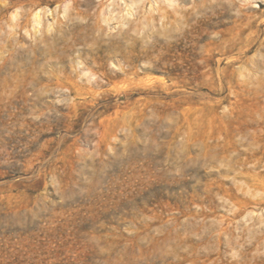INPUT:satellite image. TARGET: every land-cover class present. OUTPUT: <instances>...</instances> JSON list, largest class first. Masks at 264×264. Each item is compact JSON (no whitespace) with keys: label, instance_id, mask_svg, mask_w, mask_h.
Masks as SVG:
<instances>
[{"label":"rangeland","instance_id":"obj_1","mask_svg":"<svg viewBox=\"0 0 264 264\" xmlns=\"http://www.w3.org/2000/svg\"><path fill=\"white\" fill-rule=\"evenodd\" d=\"M131 1L80 7L97 30L49 49L58 13L20 33L0 0V264H264V209L243 204L264 0ZM185 35L196 59L169 47ZM231 37L252 41L234 64L212 43Z\"/></svg>","mask_w":264,"mask_h":264},{"label":"bare ground","instance_id":"obj_2","mask_svg":"<svg viewBox=\"0 0 264 264\" xmlns=\"http://www.w3.org/2000/svg\"><path fill=\"white\" fill-rule=\"evenodd\" d=\"M4 1L6 4L5 5L6 8H11V10L14 9V14L12 13L14 15L13 19L16 20V23L14 25V29L17 31L19 30L20 33L23 30L26 31L27 33H30L31 30L34 29V30H36V32H35V36H36L38 34V32L42 31V30H40V27L44 26L47 14L52 13L54 17L56 15L59 17L58 20L53 18V22H55V21H57V22L50 24L47 32L46 31L43 32L41 38L39 37L40 41L42 43H46L45 44L46 46H49L51 44L50 43L51 39L53 40L52 44L49 46V49L53 45H56L59 40L66 39L65 33H63L60 36H59V33L63 32V28L68 26L70 24V22H72L71 26L73 29H76V32L80 31V34L77 32V35L79 36V38H82V33L84 31H86V33H87L89 31L91 32V31L97 30L96 26L91 23V20L94 19L95 14H88V15L86 14L85 15L84 13H82L79 10V8L82 6H88L89 8H92L94 5V0H4ZM107 1H111V0H107ZM55 3L57 4V8L55 10H53L52 6ZM130 3H131L130 7H132V6H135V4L138 2L132 0ZM109 7H110V5L107 4L108 9H109ZM19 10L21 12H17ZM56 13H58V14H56ZM238 15L240 16V14H238ZM61 16H63V17H61ZM243 27H244V25H243ZM45 28H47V27H45ZM49 32H51V34H49ZM98 38L102 39L101 36ZM239 39H240V37H239ZM72 40H74L75 43L78 42V40H76L75 37L72 38ZM202 40H203V38L191 40V39H189V37H187L185 35L184 39H178L174 43L173 42L170 43L169 47H170V49H172V51H174L177 49V47L179 45H181V42H183L185 44L188 43L189 46H186V49L190 53V55H192L196 59L197 55H200L198 53V49H200V42ZM212 43L216 46L215 49L221 55L226 56L227 58L232 53L237 52L236 53L237 57L232 56L231 62L233 64L238 62L239 60L243 59L244 56H246V54L250 51L251 45H252L251 39L248 38V42L246 44H244L243 46H238L236 41H234L233 37L215 39L214 41H212ZM184 58L185 57H183V55H182V59H181L180 64L177 66L173 65V67L175 69L177 67L180 69L182 67L183 63L186 62V60ZM206 61H208V59ZM202 64L203 63L194 61L191 67H192L193 71L198 74L202 68ZM100 71H95V70L91 69V71L89 72V76L87 78L88 79L87 81L89 82V84H91L92 87L95 85L101 86L103 83L100 82V79L104 80V82L106 81V83H107V82H112L114 80L118 81V78L121 77V73H119L118 71H116L113 76L109 75L111 72L106 73V71H104V72L103 71L100 72ZM121 71L123 73H126V74H130V75L132 74V73H130L132 71V69H131V71L130 70L128 71V70H124V68H122ZM130 75H128V76H130ZM129 79H131V78H129ZM93 80H95V81L93 82ZM125 80H126V78H125ZM227 88H230V87L227 86ZM259 129H260V131H264V119H262V121L259 122L257 124V126L254 128L255 131L259 130ZM261 142H262L261 138L255 139L254 142L252 144H250L251 147H249V149H248L247 159L245 158L246 159L245 164H248V167H250V168H248V171H249L248 172L249 173L248 174V185H247L248 191L247 190L245 191L247 196H248V199H246V201H244V202L242 201V202H243L244 206H246L248 209L249 208L251 209L252 206H254V208L256 207L257 209H264V145H262Z\"/></svg>","mask_w":264,"mask_h":264}]
</instances>
